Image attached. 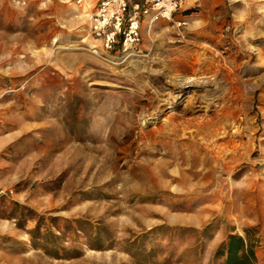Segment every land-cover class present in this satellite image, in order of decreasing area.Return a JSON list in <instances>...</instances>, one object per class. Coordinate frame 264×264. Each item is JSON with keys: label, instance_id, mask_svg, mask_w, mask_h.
I'll use <instances>...</instances> for the list:
<instances>
[{"label": "rangeland", "instance_id": "374dc122", "mask_svg": "<svg viewBox=\"0 0 264 264\" xmlns=\"http://www.w3.org/2000/svg\"><path fill=\"white\" fill-rule=\"evenodd\" d=\"M96 7L0 0V264H220L247 233L264 264V0H183L129 53Z\"/></svg>", "mask_w": 264, "mask_h": 264}, {"label": "built area", "instance_id": "2783aa9c", "mask_svg": "<svg viewBox=\"0 0 264 264\" xmlns=\"http://www.w3.org/2000/svg\"><path fill=\"white\" fill-rule=\"evenodd\" d=\"M85 1L75 0L78 4ZM182 3L183 0H97L91 32L104 50L129 53L141 43L143 18L150 25L160 17L171 19Z\"/></svg>", "mask_w": 264, "mask_h": 264}, {"label": "trees", "instance_id": "16d2710c", "mask_svg": "<svg viewBox=\"0 0 264 264\" xmlns=\"http://www.w3.org/2000/svg\"><path fill=\"white\" fill-rule=\"evenodd\" d=\"M257 248L258 241L249 233L229 234L219 245L215 258L220 264H260Z\"/></svg>", "mask_w": 264, "mask_h": 264}, {"label": "bare ground", "instance_id": "6f19581e", "mask_svg": "<svg viewBox=\"0 0 264 264\" xmlns=\"http://www.w3.org/2000/svg\"><path fill=\"white\" fill-rule=\"evenodd\" d=\"M180 83V82H179ZM222 115H224L223 113H222ZM217 117V116H216ZM227 119V118H226ZM165 125H166V123H165ZM218 146V145H217ZM221 146H222V144H221ZM225 148V147H224ZM222 149V148H221ZM223 150V149H222ZM226 150V149H225ZM217 151V150H216ZM221 151V150H220ZM222 153V152H221ZM216 154H219V153H216ZM223 155V154H222ZM221 158V157H220ZM223 159V158H222ZM228 164V163H227ZM226 164V165H227ZM220 165V164H219ZM219 169H221V168H219ZM223 186V185H222ZM222 191V190H221Z\"/></svg>", "mask_w": 264, "mask_h": 264}, {"label": "crops", "instance_id": "0c3cea01", "mask_svg": "<svg viewBox=\"0 0 264 264\" xmlns=\"http://www.w3.org/2000/svg\"><path fill=\"white\" fill-rule=\"evenodd\" d=\"M94 1H96V3H97V0H94Z\"/></svg>", "mask_w": 264, "mask_h": 264}]
</instances>
